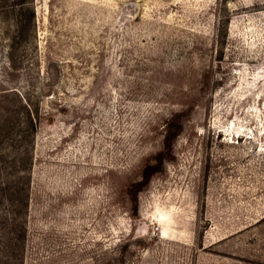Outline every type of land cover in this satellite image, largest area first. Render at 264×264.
Segmentation results:
<instances>
[{
	"label": "rangeland",
	"instance_id": "rangeland-1",
	"mask_svg": "<svg viewBox=\"0 0 264 264\" xmlns=\"http://www.w3.org/2000/svg\"><path fill=\"white\" fill-rule=\"evenodd\" d=\"M19 8L0 0V183L31 162L16 264H264V0ZM26 100L36 131L8 144ZM173 113L174 156L135 191Z\"/></svg>",
	"mask_w": 264,
	"mask_h": 264
},
{
	"label": "trees",
	"instance_id": "trees-1",
	"mask_svg": "<svg viewBox=\"0 0 264 264\" xmlns=\"http://www.w3.org/2000/svg\"><path fill=\"white\" fill-rule=\"evenodd\" d=\"M15 3L20 6L19 9H22L25 0H15ZM19 13L17 11L15 15L16 31L13 35L14 41L19 39L22 30L33 15L31 12L24 21ZM10 58H12L11 55ZM32 104L31 101L26 100L21 106L23 109L21 123H13L7 127L5 136L8 144L21 146L28 139V136L36 131L40 120L39 107ZM181 126L180 113H173L166 120L162 132V146L145 158L140 178L133 184L135 191L140 190L147 184L155 173L163 170L165 161L173 158V143L181 130ZM29 163L31 162L27 150H24L19 158H4L2 160L4 169H8L9 172H16L17 177L0 183V204H2V210H0V238L2 237L5 241V253L0 259V264H16L20 243L26 236V213L29 205L28 184L31 169Z\"/></svg>",
	"mask_w": 264,
	"mask_h": 264
}]
</instances>
